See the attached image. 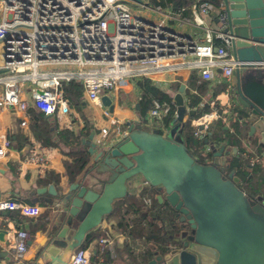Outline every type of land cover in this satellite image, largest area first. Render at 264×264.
I'll return each instance as SVG.
<instances>
[{"label":"water","instance_id":"obj_1","mask_svg":"<svg viewBox=\"0 0 264 264\" xmlns=\"http://www.w3.org/2000/svg\"><path fill=\"white\" fill-rule=\"evenodd\" d=\"M216 7V20L231 34V49L241 61L233 83L239 125L249 127L250 138L264 147V0H217ZM180 90L176 117L166 132L148 129L145 120L129 121L120 135L102 143L90 169L68 188H37L38 194L56 196L63 216L54 222L58 228L34 264H65L88 232L113 213L115 202L140 182L138 187L153 189L175 212L171 219L167 214L172 232L163 250L143 264H264V196L242 188L236 168L228 171L232 152L225 143L206 138L210 163L199 162L189 151L185 115L201 111L188 110L185 85ZM102 100L111 103L107 95Z\"/></svg>","mask_w":264,"mask_h":264},{"label":"built area","instance_id":"obj_2","mask_svg":"<svg viewBox=\"0 0 264 264\" xmlns=\"http://www.w3.org/2000/svg\"><path fill=\"white\" fill-rule=\"evenodd\" d=\"M151 2L0 0V110L17 104L25 107L27 102L21 94L25 87H30L36 107L50 116L67 105L63 96L65 83L80 82L89 100L101 102L102 95L125 78H153L184 67L197 70L206 80L218 75L227 85L230 110L213 111L197 118L194 124L198 136L205 135L218 119L226 120L229 112L238 118V103L232 98L235 70L241 61L231 49V34L223 28H213L204 17L217 15L216 4L195 0L188 14L184 8ZM135 6L152 10L162 21L144 18L135 12ZM163 20L180 27L192 26L200 32L197 38H187ZM56 66L62 69L51 68ZM170 110L169 104L154 100L150 121L162 128L163 118ZM111 112L106 110L105 114L112 117ZM200 125L205 126L204 130ZM10 146L7 129L0 125V164ZM262 155L245 156L253 166L263 163ZM35 159L45 167L49 164L43 155L37 154ZM46 209L40 201L0 197V212L19 210L25 215H37ZM30 238L27 229L15 230L13 257L17 263L25 257ZM99 242L106 246L112 239L102 235ZM91 255L89 249L80 247L68 264H90Z\"/></svg>","mask_w":264,"mask_h":264},{"label":"crops","instance_id":"obj_3","mask_svg":"<svg viewBox=\"0 0 264 264\" xmlns=\"http://www.w3.org/2000/svg\"><path fill=\"white\" fill-rule=\"evenodd\" d=\"M154 1L152 0L151 4H154ZM191 4L188 14L191 13ZM134 10L151 21H162L152 10L137 6ZM204 17L213 28H220L221 24L217 22L215 14ZM163 22L187 38H197L196 34L200 32L192 26L180 27L171 21ZM51 68L62 69L61 66ZM144 79H149L169 93L177 108L176 96L181 91V86L185 85L183 97L188 110L201 111L195 117H189V113L185 115V119L194 127L195 120L203 114L230 110L227 104V85L218 75L212 80H206L197 70L184 67L153 78H125L114 89L102 95L111 98L108 105L102 98L101 102L89 100L85 92L76 88L72 81L63 85V96L67 105L59 107L54 115L47 116L36 107L30 87H25L21 94L22 100L27 102L25 107L23 104H17L0 110V125L7 129L11 143L7 156L0 164V197H12L28 202L40 201L47 206L45 211L37 215H25L19 210L0 212V264H34L40 251L48 245L53 232L58 228L53 226L54 222L62 220L63 208L55 201L56 196L48 192L38 194V187L54 184L58 189L62 186L68 188L70 183L78 180L82 173L90 169L102 143L120 135L121 131L128 128L126 126L129 121L145 120L148 129L156 128L149 118L151 108L146 113L141 108L143 88L140 81ZM188 91L201 97L196 104H191ZM232 99H235L234 96ZM162 102L171 106L168 101ZM106 110L112 111V117L105 114ZM227 115L226 120L218 119L211 130L221 120L229 132L234 133L235 120L238 118L230 112ZM167 129L168 126L163 128V131L166 132ZM93 131H96V135L91 141L89 136ZM249 134V127H240L236 144L230 139L216 144L220 146L225 143L227 149L232 152L231 158H243L252 170L255 165L250 166L245 155L260 154L261 151L264 153V147H258L255 138H250ZM207 146L209 145L205 143V152ZM37 154L47 157L49 164L46 167L35 159ZM76 157H80V161L69 170L68 164H72ZM259 164L264 168V161ZM140 180L143 179L140 177ZM138 185L142 186V182L132 185L127 196L115 202L113 213L105 217L101 225L88 232L78 246L91 251L90 264H143L144 259L163 250L172 232L169 217L164 213V203L159 201L153 189H141ZM18 227L27 229L31 234L28 250L21 263H17L13 257L14 235ZM102 235H109L112 242L102 246L99 242ZM75 252L76 250L66 257L65 264L69 263Z\"/></svg>","mask_w":264,"mask_h":264},{"label":"trees","instance_id":"obj_4","mask_svg":"<svg viewBox=\"0 0 264 264\" xmlns=\"http://www.w3.org/2000/svg\"><path fill=\"white\" fill-rule=\"evenodd\" d=\"M193 2V0H155L154 4H161L163 6H167L172 4L175 9L184 8L186 13H188V7ZM215 4L217 0H211ZM72 82V81H71ZM143 88V99L141 101V108L144 113L153 106L154 99H159L160 101H168L171 104L170 112L164 116L163 118V127L160 128L163 131V128L169 126L173 120L175 119L176 113V104L173 101L171 95L160 87L152 83L149 79H144L140 81ZM73 84L76 88L80 89L81 92L84 91V88L80 82H74ZM66 90V89H65ZM189 97L191 96V104H196L201 97H197L188 91ZM238 120H235V132L230 133L228 128L225 127V124L220 120L218 121L216 127L211 130L209 129L207 133L203 136H198L195 131L196 127L191 125L190 121H187L183 128V136L189 147V151L197 158V160L201 163H210L213 160L212 153L209 151L206 153L204 151V144L206 143V138L214 141L215 143H221L223 140H232L233 143H237V135L240 130V125H238ZM259 151L260 148H259ZM80 161V157H76L72 164H68L69 170H72L75 165ZM231 165L228 168V171L236 168L237 174L241 177L240 186L244 188L249 194L262 195L264 194V168L261 164H256L254 169H249L248 165L243 163L239 156H234L230 160ZM158 202V201H157ZM164 210L168 211L170 214V219L172 217V209L170 206L164 204Z\"/></svg>","mask_w":264,"mask_h":264},{"label":"rangeland","instance_id":"obj_5","mask_svg":"<svg viewBox=\"0 0 264 264\" xmlns=\"http://www.w3.org/2000/svg\"><path fill=\"white\" fill-rule=\"evenodd\" d=\"M259 153H260V154H262V151H261V152H259ZM262 156H264V155H262ZM241 160H242V162H243V163H245V162L243 161V158H241ZM245 164H246V163H245ZM164 213H165V215H166V217H167V214H168L169 212L165 210V212H164Z\"/></svg>","mask_w":264,"mask_h":264},{"label":"flooded vegetation","instance_id":"obj_6","mask_svg":"<svg viewBox=\"0 0 264 264\" xmlns=\"http://www.w3.org/2000/svg\"><path fill=\"white\" fill-rule=\"evenodd\" d=\"M173 213H174V217H175V212L174 211H172Z\"/></svg>","mask_w":264,"mask_h":264}]
</instances>
